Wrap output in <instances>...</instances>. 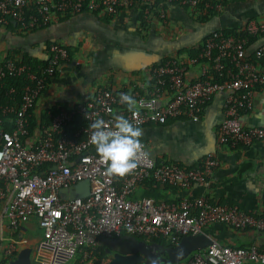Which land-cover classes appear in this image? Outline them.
I'll list each match as a JSON object with an SVG mask.
<instances>
[{
	"label": "built area",
	"instance_id": "1",
	"mask_svg": "<svg viewBox=\"0 0 264 264\" xmlns=\"http://www.w3.org/2000/svg\"><path fill=\"white\" fill-rule=\"evenodd\" d=\"M229 0H0V27L16 23L24 32L51 24L58 16L84 12L116 16L135 8L145 19L166 25L169 6L221 11ZM246 37L212 31L190 64L205 63L200 78L186 82V71L174 57L151 69V91L115 92L98 88L85 102L56 107L46 114L48 122L31 133V118L58 69L69 60L70 51L55 43L47 64L8 59L0 65V89L6 79H23L20 101L16 90L0 97V264H9L24 248L31 264H99L103 240L126 234L162 238L177 245L183 237L205 233L215 224L227 225L239 234L264 233V213L249 214L237 204L217 203L207 196L184 197L176 202L135 198L149 183L178 191L199 187L207 191L218 160L208 153L196 167L187 168L165 160L158 162L148 152L137 169L125 177L108 176L90 137V125L103 118L112 127L113 113L123 114L142 129L164 127L186 120L212 131L205 133L216 147H250L264 142V126H243V117L254 107L256 90L264 89V49L248 53L249 37L264 35V21L249 20ZM238 33V32H237ZM217 76L220 82H214ZM120 93L132 95L137 109L129 112L120 103ZM143 101L141 107L139 102ZM154 101V103H153ZM111 109V112L109 111ZM83 126L72 137L74 121ZM88 182L85 198L73 195ZM34 221L40 235L22 231ZM21 234V236H19ZM182 264H264V249L256 245L235 247L216 242L188 256Z\"/></svg>",
	"mask_w": 264,
	"mask_h": 264
},
{
	"label": "crops",
	"instance_id": "2",
	"mask_svg": "<svg viewBox=\"0 0 264 264\" xmlns=\"http://www.w3.org/2000/svg\"><path fill=\"white\" fill-rule=\"evenodd\" d=\"M182 6L167 8L166 25L153 21L144 25L141 13L128 8L116 16L84 12L75 16H58L50 25L31 32L22 31L16 23L0 27V65L11 59L35 65L46 64L50 47L61 44L68 48L70 57L49 82L45 93L33 112L36 130L43 117L54 107H75L88 101L98 88L115 92L133 90L147 95L152 89L151 69L165 56L177 57L186 71V82L200 78L205 63L190 64L187 54L181 52L198 47L212 31L224 29L239 32L247 21H264V0H229L221 11L209 19L201 20L196 12ZM264 49V35L253 39L248 53ZM243 126H264V89L254 95V107L243 119ZM205 120L194 125L186 120L169 122L164 127L143 129L142 141L157 161L166 160L187 168H194L208 154L218 160L210 187L203 191L192 187L178 191L146 184L135 198H152L156 201L176 202L184 197L207 196L217 203L237 204L243 210L258 216L264 213V142L250 147H216L207 140L211 132ZM167 145L184 151L179 157ZM31 221L23 228L24 234L36 232ZM205 234L222 245L264 249V233L239 234L224 224H215ZM111 247V242H101ZM108 248V249H109ZM107 249V250H108Z\"/></svg>",
	"mask_w": 264,
	"mask_h": 264
},
{
	"label": "clouds",
	"instance_id": "3",
	"mask_svg": "<svg viewBox=\"0 0 264 264\" xmlns=\"http://www.w3.org/2000/svg\"><path fill=\"white\" fill-rule=\"evenodd\" d=\"M120 103L125 104L129 112L137 109L138 102L128 93H120ZM139 104L142 107L144 102ZM90 127L93 131L89 142L95 146L100 159L107 163L108 176L123 178L132 174L141 158L148 155L141 142L143 129L123 114L113 113L112 127L103 118L96 119Z\"/></svg>",
	"mask_w": 264,
	"mask_h": 264
},
{
	"label": "water",
	"instance_id": "4",
	"mask_svg": "<svg viewBox=\"0 0 264 264\" xmlns=\"http://www.w3.org/2000/svg\"><path fill=\"white\" fill-rule=\"evenodd\" d=\"M89 194L88 182H82L74 189L73 195L85 198ZM21 236V234L19 235ZM215 240L205 233L183 237L180 242L166 250L163 258L155 245L138 239L115 240L107 250L108 264H176L183 262L192 253L212 246ZM30 249H22L9 264H31Z\"/></svg>",
	"mask_w": 264,
	"mask_h": 264
},
{
	"label": "trees",
	"instance_id": "5",
	"mask_svg": "<svg viewBox=\"0 0 264 264\" xmlns=\"http://www.w3.org/2000/svg\"><path fill=\"white\" fill-rule=\"evenodd\" d=\"M200 9H201V11H199V12H201V13H200V14H201V16H200V19H201V20L209 19L210 17H212V16L215 15V13H216V12L213 11V10H209V9H208V10H204V5H203ZM141 16H142V19H143V23H144V25H148V24H150L149 21H147V20L145 19V17H144L143 14H141ZM11 23H14V22H11ZM222 30H224V29H222ZM225 32H226L227 34H232V35H234V36L246 37V33H245V31H243V30L239 31L238 33L235 32V31H227V30H225ZM208 36H209V34H208L206 37H208ZM206 37H205V38H206ZM205 38H203L202 43L204 42ZM253 39H255V38H251V37H249V44H250V42H251ZM202 43H201V44H202ZM201 44H200L198 47L191 49L190 51L187 50V51H185V52H181L179 55L181 56V55H183V54L186 53V54L188 55L187 57H189V58H193L194 56L197 55L199 48L202 46ZM168 57H169V56H168ZM170 57H172V56H170ZM174 58H175L176 60H178L177 57H174ZM164 61H165V58H163V60H162L161 62H164ZM47 63H48V62H47ZM47 63H46V64H47ZM50 81H51V80H49V82H50ZM213 81H214V82H220V79H219L217 76H214V77H213ZM152 84H153V83H152ZM24 86H25V83H24L23 79H21V78H17V79H6V80L4 81L3 87L0 89V97H1L2 100H4V101H11V98H10L9 96H4L3 93H4V91H10L12 88H14V89L16 90V94H15L13 97H14L15 101L18 102V101H20V99H21V97H22V91H23ZM52 110L55 111V110H56V107L52 108ZM47 122H48V118H47V116L45 115V116L43 117V120H42V125L45 124V123H47ZM36 124H37L36 121H35L34 118L32 117V118H31V128H30L31 133H33L34 130L36 129ZM82 126H83V123H82V122H80V121H78V120L74 121L73 124L71 125V127L68 129V135H69L70 137H72L73 134H74L76 131H78ZM150 127H151V126H150ZM156 127H158V126H156ZM141 142H143V141H141ZM94 152L97 153L96 150H95ZM97 154H98V153H97ZM165 161H166V160H165ZM158 162H161V161H158ZM168 162H169V161H168ZM172 163H173V162H172ZM180 165H181V164H180ZM182 166H183V165H182ZM149 184L154 185L153 183H149ZM157 186H159V185H157ZM165 188H168V187H165ZM169 189H172V188H169ZM173 190H175V189H173ZM155 201H156V200H155ZM157 202H161V201H157ZM122 239H138V240L145 241V242H148V243H150V244H153V245H155V246L157 247L159 253L161 254V256H162L163 258L166 257V250H167L168 248H171V247L174 246V245H172V244L166 242L165 239H162V238H150V239H148V238H144V237H139V236H133V235H130V234H126L124 237H122ZM115 240H117V239H115ZM115 240H106V239H105L104 241H106V242H108V243L111 242V245H110V246H112V244H113V242H114ZM108 248H109V247H108L107 245H105V244H103V246L100 248V250H99V252H98V258H99L98 263H99V264L101 263V261H103L104 259L107 258V249H108ZM176 264H182V262H181V263H176Z\"/></svg>",
	"mask_w": 264,
	"mask_h": 264
},
{
	"label": "rangeland",
	"instance_id": "6",
	"mask_svg": "<svg viewBox=\"0 0 264 264\" xmlns=\"http://www.w3.org/2000/svg\"><path fill=\"white\" fill-rule=\"evenodd\" d=\"M197 14H196V17H198V18H200V16H201V12H196ZM170 148V150H172L175 154H177V156L179 157V155H180V157H184V155H183V153H184V151L182 152L180 149H177V147H174L173 145L171 146V145H167V147H166V150H168ZM36 232H34V233H32L31 231L30 232H28V234H26V235H28V236H38V235H40L41 234V231L38 229V228H36ZM159 252V251H158ZM108 261H109V258H108V254H107V258L106 259H104L103 261H101V263L100 264H108Z\"/></svg>",
	"mask_w": 264,
	"mask_h": 264
}]
</instances>
